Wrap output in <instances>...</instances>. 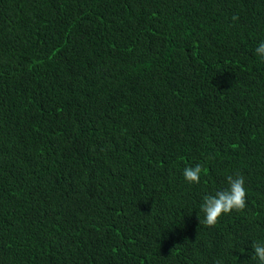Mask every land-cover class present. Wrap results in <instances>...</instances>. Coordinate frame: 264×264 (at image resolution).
Here are the masks:
<instances>
[{
    "label": "trees",
    "instance_id": "trees-1",
    "mask_svg": "<svg viewBox=\"0 0 264 264\" xmlns=\"http://www.w3.org/2000/svg\"><path fill=\"white\" fill-rule=\"evenodd\" d=\"M261 41L264 0H0V264H258Z\"/></svg>",
    "mask_w": 264,
    "mask_h": 264
},
{
    "label": "clouds",
    "instance_id": "clouds-1",
    "mask_svg": "<svg viewBox=\"0 0 264 264\" xmlns=\"http://www.w3.org/2000/svg\"><path fill=\"white\" fill-rule=\"evenodd\" d=\"M238 17L234 16L233 20ZM256 55L264 59V41L256 47ZM204 172L200 164L185 167L183 176L189 184H199L201 175ZM227 187L217 191L214 195H205L200 205L204 213L203 223L210 228L216 227L222 216L230 215L233 212L243 213L247 208V191L245 189V178L239 172L226 176ZM253 259L258 264H264V243L257 242L252 244ZM221 264V261H216Z\"/></svg>",
    "mask_w": 264,
    "mask_h": 264
},
{
    "label": "bare ground",
    "instance_id": "bare-ground-1",
    "mask_svg": "<svg viewBox=\"0 0 264 264\" xmlns=\"http://www.w3.org/2000/svg\"><path fill=\"white\" fill-rule=\"evenodd\" d=\"M92 66V65H91ZM105 67V66H104ZM101 68V67H100Z\"/></svg>",
    "mask_w": 264,
    "mask_h": 264
}]
</instances>
